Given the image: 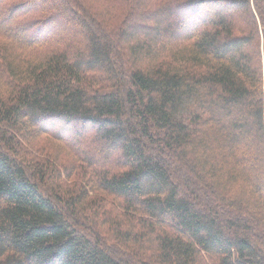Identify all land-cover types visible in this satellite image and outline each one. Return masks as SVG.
I'll return each mask as SVG.
<instances>
[{
  "label": "trees",
  "instance_id": "trees-1",
  "mask_svg": "<svg viewBox=\"0 0 264 264\" xmlns=\"http://www.w3.org/2000/svg\"><path fill=\"white\" fill-rule=\"evenodd\" d=\"M0 264H264V0H0Z\"/></svg>",
  "mask_w": 264,
  "mask_h": 264
}]
</instances>
